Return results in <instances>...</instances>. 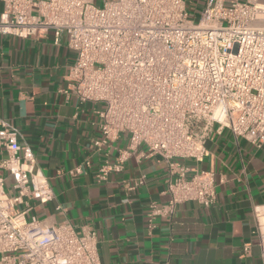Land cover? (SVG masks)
<instances>
[{"label":"built area","instance_id":"obj_1","mask_svg":"<svg viewBox=\"0 0 264 264\" xmlns=\"http://www.w3.org/2000/svg\"><path fill=\"white\" fill-rule=\"evenodd\" d=\"M0 3V35L52 32L74 53L61 92L94 105L95 151L127 137L113 163L98 166V180L120 172L134 153L165 162L169 200L149 204L150 228L181 204L214 205L213 173L186 163L204 161L213 135L228 131L254 147L264 144V0H209L195 21L184 0ZM0 146V264H101L94 231L77 233L68 221L34 214V203H50L53 190L19 131L2 119ZM252 216L264 264V205H254Z\"/></svg>","mask_w":264,"mask_h":264},{"label":"crops","instance_id":"obj_2","mask_svg":"<svg viewBox=\"0 0 264 264\" xmlns=\"http://www.w3.org/2000/svg\"><path fill=\"white\" fill-rule=\"evenodd\" d=\"M184 1L197 19L209 0ZM73 59L65 39L56 42L52 32L0 35V119L19 131L54 193L47 205L34 203V214L48 223L68 221L77 233L94 231L101 264H261L252 207L264 205V144L254 147L228 131L213 135L204 161L186 163L213 173L214 205L181 204L170 220L157 217L150 228L149 204L169 200L166 164L134 153L120 172L97 179L98 166L113 163L128 140L121 135L100 152L92 147L100 136L94 105L61 92Z\"/></svg>","mask_w":264,"mask_h":264},{"label":"rangeland","instance_id":"obj_3","mask_svg":"<svg viewBox=\"0 0 264 264\" xmlns=\"http://www.w3.org/2000/svg\"><path fill=\"white\" fill-rule=\"evenodd\" d=\"M190 19H192L190 16H189ZM193 21H195L196 19H192Z\"/></svg>","mask_w":264,"mask_h":264}]
</instances>
